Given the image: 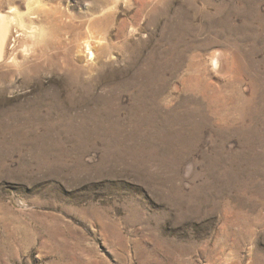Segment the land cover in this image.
I'll use <instances>...</instances> for the list:
<instances>
[{
  "label": "rangeland",
  "instance_id": "obj_1",
  "mask_svg": "<svg viewBox=\"0 0 264 264\" xmlns=\"http://www.w3.org/2000/svg\"><path fill=\"white\" fill-rule=\"evenodd\" d=\"M157 1L0 65V264H264V0Z\"/></svg>",
  "mask_w": 264,
  "mask_h": 264
},
{
  "label": "bare ground",
  "instance_id": "obj_2",
  "mask_svg": "<svg viewBox=\"0 0 264 264\" xmlns=\"http://www.w3.org/2000/svg\"><path fill=\"white\" fill-rule=\"evenodd\" d=\"M68 1L26 0V12L23 13L20 0H7L9 9L0 10V65L20 69L26 58H42L43 52L55 44L62 45L69 55L75 53L76 57L87 55V58L97 59L105 48L104 43L112 40L111 30L120 35L125 29V22L118 23L121 2L135 7L137 19L142 17V21L153 20L154 2H158L93 0L92 4L85 5V12L81 15L71 12Z\"/></svg>",
  "mask_w": 264,
  "mask_h": 264
}]
</instances>
